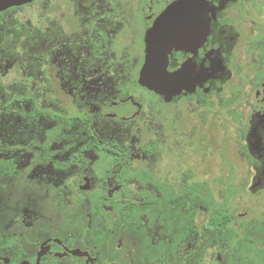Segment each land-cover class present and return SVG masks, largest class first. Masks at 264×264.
<instances>
[{
  "label": "flooded vegetation",
  "instance_id": "1",
  "mask_svg": "<svg viewBox=\"0 0 264 264\" xmlns=\"http://www.w3.org/2000/svg\"><path fill=\"white\" fill-rule=\"evenodd\" d=\"M40 1L46 0L10 8L0 12V18ZM68 1L69 12L58 16L72 31L70 41L66 42L60 26L54 36L50 34L51 48L43 52L40 64V76L46 77L54 68L59 81L57 87L51 88L50 83L44 87L43 83L41 88L52 100L53 109L44 108L45 99L34 101L28 96V84L13 89L12 77H7L12 75V58L0 64L7 69L0 74V264H131L128 258L136 254L146 236L159 245L152 258L139 264H176L168 228L159 226L158 217L148 223L138 216V208L151 205L161 210L167 203L186 199L189 187L195 185L200 191L212 192L215 205L211 210L200 204L193 222L197 244L189 259L183 257V264H264V40H256L264 32V0H201L206 32L190 40L185 49H169L166 54L168 74L182 64L201 71L203 81L194 93L177 95L169 103L138 84L146 60L145 40L168 0ZM41 25L40 32L46 33L44 22ZM6 41L13 42L12 33H7ZM130 60L136 65L131 84L115 90L109 80H120L122 65ZM19 63L16 65L22 68L24 64ZM93 78L101 88L76 85L82 81L84 86ZM234 82L238 92L248 89L247 129L242 135L245 151L241 153L245 172L237 177L232 161L228 162V173L215 179L212 190L211 184L199 178L190 180L193 170L172 168L174 118L195 107L206 111L208 105L202 102L218 98L223 87ZM142 91L151 96V102ZM194 99L201 103L178 104ZM29 102L32 114L17 116L25 118V129L38 123L41 132L30 139L13 116L17 105L27 107ZM227 107L237 111L238 105ZM44 123L49 126L46 130ZM186 128L182 127L184 135L190 133ZM32 142L37 143V156L42 160L35 165L28 153ZM252 142L255 150L250 148ZM180 151V158L187 159V153ZM213 156L219 160L220 153L213 152ZM224 156L237 159L236 152ZM106 157L117 162L103 169ZM77 160L85 161L81 169ZM54 169L56 173H52ZM34 184L53 190L55 221L43 214L45 198L39 189L32 190ZM228 190L226 200L223 194ZM91 193L103 197L92 201ZM238 193L250 198L236 201ZM76 203L84 209L81 230L92 229L94 234L111 231L106 248L110 252L80 243L82 239L76 241L74 218L61 226V207ZM131 211L136 217L129 216ZM126 217L131 218L128 224H124ZM125 234L135 236L132 247Z\"/></svg>",
  "mask_w": 264,
  "mask_h": 264
},
{
  "label": "rangeland",
  "instance_id": "2",
  "mask_svg": "<svg viewBox=\"0 0 264 264\" xmlns=\"http://www.w3.org/2000/svg\"><path fill=\"white\" fill-rule=\"evenodd\" d=\"M68 2V0H46L44 3L40 1L29 8L8 13L7 15L0 18V64H5L6 60L9 59V57L12 58L11 60H13V69L9 70L12 72V75L8 74L7 77H12L11 84H13V89H19L18 87H20L22 83L28 84V87L31 88L30 93L32 94L28 96L32 97L34 101L35 99L38 100V98L39 100H41L42 98L45 99L44 108L47 110L53 109L54 105H52L53 102L51 99H49L47 93L41 90L43 83L44 87L48 86L46 85L47 83L52 84V88L57 87L56 84H58L59 81L57 79V76L55 77L53 75L54 68L51 69V72L49 69V74L46 75V77L40 76V64H42L41 59H43V52L46 53L51 48V44H49L50 34L54 36L55 31L60 26H62V32L64 33L63 36L66 37V42L69 43L70 41L68 37L72 33V31L68 27H65L64 23L59 22L58 16L59 14H65L69 12ZM43 22L44 27L48 29L46 33L40 32L43 28L41 25ZM7 33L13 34L12 43L6 41ZM76 33L81 34L82 32L78 31ZM257 39L264 40V32H259L258 37L256 36V40ZM138 40L140 41V37L138 38ZM125 42H127L126 39L124 43ZM17 60H20L19 62H22L24 64L22 68L21 66L18 67L16 65L19 63L15 62ZM135 66L136 65L131 62V60L129 62H125L122 65V74L119 73V78L121 79H111L109 80L110 83H108V85L113 87L115 90H117L121 86L128 87L131 84V74L134 73ZM6 70L7 69L0 68V74L6 72ZM43 78H47L48 81L46 79L43 80ZM81 84L82 81H76V85L81 87L94 89L101 88L100 83H98V81L94 78L91 81L85 82L84 86ZM233 84H235V82L229 83L224 86L222 94L218 98H213L202 102L203 104L208 105L206 111H198L195 107V110L193 112L184 111L182 112V117L174 118L177 123H174L172 128V150L176 152L174 157L178 159L174 158L172 160V168H187L189 170H193L194 175L190 176L191 181L193 178V180L199 178L201 181L203 180L204 183L211 184V186H213V183H215V179L218 178L220 174L221 178L223 179L228 173L231 167L228 165V162L231 161L233 163L232 166L237 173V177H240V173L245 172L244 168L246 162L243 161V156L241 153L245 151L242 135H244V132L247 129L244 124V119L246 116H248V110H246L245 106V104H248V89L242 88V91L238 92ZM142 94L145 100L149 102L152 101L151 96H149L146 92L142 91ZM77 97L78 100L81 99L80 95H78ZM79 103H81V101L78 102V106ZM197 103H201V101L199 102L194 99L180 100L178 102V104L182 105H196ZM232 103L238 105L237 111H234L233 107H230L231 109H228L229 107L227 106ZM14 110V123L18 126L19 129H22V132H25V137H28L29 139L32 137L36 138L37 134L41 132L40 128H38V123L29 124L28 122V128L25 129L23 128L25 126L24 123H26V120H23L25 118L20 119L17 116V114H21L22 112L24 113V115L32 114L33 110L31 103L29 102L27 107H25V105H17ZM184 125H187L186 131L190 132L188 133V135H184L182 131V127ZM197 126L198 128H196ZM42 127L46 130L49 126L48 124L44 123ZM48 134L52 133L49 132ZM36 146V142L28 144V153L31 158H35L31 160L32 165H35L42 161L41 159H38L40 157L37 156L38 150L36 149ZM182 149L187 153L188 158L185 160V157L180 158L179 155L181 152L180 150ZM213 152L220 153L219 160H216L215 156H213ZM231 152L237 153L236 160L227 159V156H224V154H229ZM112 161L114 163L117 162L115 160ZM112 161L111 158L103 160L101 167L103 169L111 167L113 163ZM84 162V160H77V167L81 169ZM47 163L48 162H46V165ZM46 165L44 166L46 167ZM56 167L57 166L54 165L53 168ZM68 167L69 166H67V168ZM51 171L52 173H56V169ZM98 175L103 176L102 173H99ZM38 189L40 191V196H43L45 198L43 202V214L45 215V217H47V219H54L55 221L57 210L56 208L52 207L51 204L53 190L48 186L40 188L39 185L38 187H36V185L34 184L32 190L36 191ZM212 190H214V186ZM230 193V190L225 192L223 194V198L227 200ZM99 197H103L102 193H91L89 195V199L92 201L98 200ZM249 198L250 197L245 196L244 193H238V195L236 196V201ZM84 199H86V197H84ZM62 200L63 198L60 196V202ZM200 204H202L203 207L212 210L215 205L214 195L212 192L208 191V189L200 191L199 188L195 185L189 187V194L186 199L173 201L171 205L170 203H167V205L161 210L151 205H143L139 206L138 208V216H140L141 218H145L148 223L154 221L155 217H158L157 222H159V226L163 227L164 229L168 228V235L171 237L173 257L174 260L177 261L176 264H183V257L189 259L188 255L190 253V250L193 249L197 244L198 238L197 236H195L196 232L193 222L196 219V215L201 207ZM69 209H75V215ZM135 214V211H131L129 213V216L133 217L135 216ZM61 215V222H63L61 223L62 227L67 226L68 224L65 222H69L71 218H74L73 224H76V241H80L82 239V242L80 243H89L93 245V247L95 246L102 253L104 250L105 252H110V249H106L108 247L107 243L110 241V230L108 232L102 230L99 234H94L92 229H90L89 231H86V229L81 230L82 218H84V209L80 208L79 203H76L75 205L71 204L70 207L69 205L66 207L62 206ZM130 217H126L124 219V224H128L129 220L131 219ZM137 226H139V224H137ZM142 227L143 226L140 227L141 230H143ZM68 228L69 226L66 229ZM141 230L139 229V231ZM124 238H126V241L130 247L135 244V236L133 234H125ZM142 242V244L137 246L136 254L131 256V258H128L130 259L131 264H139L140 260L149 259L150 257L152 258V254L155 253L153 249L159 245V243L153 245V240L147 236ZM77 262L78 261H76V264H79Z\"/></svg>",
  "mask_w": 264,
  "mask_h": 264
},
{
  "label": "water",
  "instance_id": "3",
  "mask_svg": "<svg viewBox=\"0 0 264 264\" xmlns=\"http://www.w3.org/2000/svg\"><path fill=\"white\" fill-rule=\"evenodd\" d=\"M34 0H0V12L30 4ZM201 0H168L159 11L154 31L145 40L146 60L140 71L138 84L159 96L166 103L180 94H192L203 81L202 72L195 68L180 65L171 74L167 72V51L185 49L192 39L206 32L202 21ZM205 29V30H206ZM191 40V41H190ZM127 119V118H124ZM251 133L249 137H251ZM254 142L250 148L254 149ZM77 254V252H73Z\"/></svg>",
  "mask_w": 264,
  "mask_h": 264
}]
</instances>
